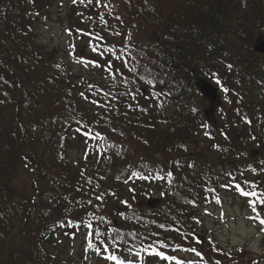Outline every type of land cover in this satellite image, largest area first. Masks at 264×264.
<instances>
[{
	"label": "trees",
	"instance_id": "obj_1",
	"mask_svg": "<svg viewBox=\"0 0 264 264\" xmlns=\"http://www.w3.org/2000/svg\"><path fill=\"white\" fill-rule=\"evenodd\" d=\"M48 5L0 0V264H74L53 246L83 227L84 253L111 264H239L199 233L200 214L224 195L264 196V55L252 51L264 0H69L79 51L102 73L87 86L36 41ZM190 69L221 91L215 114ZM74 143L87 157L71 164ZM19 164L30 195L11 182Z\"/></svg>",
	"mask_w": 264,
	"mask_h": 264
},
{
	"label": "rangeland",
	"instance_id": "obj_2",
	"mask_svg": "<svg viewBox=\"0 0 264 264\" xmlns=\"http://www.w3.org/2000/svg\"><path fill=\"white\" fill-rule=\"evenodd\" d=\"M68 1L49 0V5L34 23L36 41L45 51L51 52L56 60H62L66 63L76 80V84L87 86L91 82L99 81L102 73L94 63L88 61V57L86 58L81 49L79 51L81 40L71 29V15L66 12ZM262 40L264 37L258 36L252 45ZM205 79L218 89L215 82ZM220 94L221 91L218 93V102L216 103L201 95L200 102L206 114H215L218 105L222 104ZM89 106L95 108L94 104ZM86 150L84 144L74 143L71 145L67 152L71 164H76L87 157ZM25 168L21 164L15 166L11 182L20 193L30 195L32 194V185L29 169ZM132 189L134 193L141 194V188ZM158 190L156 187L150 189L151 197L147 196L148 202L146 204L151 206L157 201ZM200 218L202 229L199 233L212 231L216 240L226 251L240 256L241 262L239 264H264L262 225L254 219L247 203L233 199L230 194L224 195V199L220 200L217 205L202 212ZM15 233L17 232L15 231ZM61 240L64 241V246L60 242ZM87 242V230L83 227L74 237H70L68 233L64 235L60 233L53 247L60 248L63 255L71 259L74 264H82L83 258H85V264H111L105 258L97 257L95 253L85 254L84 245ZM53 247L51 246V248ZM184 259L187 264H197L196 258H191L190 255Z\"/></svg>",
	"mask_w": 264,
	"mask_h": 264
},
{
	"label": "snow or ice",
	"instance_id": "obj_3",
	"mask_svg": "<svg viewBox=\"0 0 264 264\" xmlns=\"http://www.w3.org/2000/svg\"><path fill=\"white\" fill-rule=\"evenodd\" d=\"M72 2L75 4V3H77V2H79V3H85V0H72ZM93 2V0H87V3L88 4H91ZM95 2H96V5L97 6H99L100 5V3H101V0H95ZM104 7H108V5H104ZM101 19H103V17H101ZM70 35H71V33H69ZM97 66H99V65H97ZM133 175H135V173H133ZM172 174L171 173H168V176L170 177ZM146 178V177H145ZM163 177H157V179H162ZM227 185H222V187H226ZM234 188H235V190L236 191H239L240 193H241V195L242 196H245V197H257V192L256 191H246V190H244L242 187H241V185L240 184H235L234 185ZM97 199H102V196H98L97 197ZM217 202H219V201H217ZM255 203H259V204H264V196H260V197H258V199H257V201H252V200H248V204H249V206H251L252 207V211L253 212H256L257 211V209H256V207L254 206L255 205ZM254 219H256L258 222H259V224L260 225H262V226H264V218H261L260 217V215L259 214H257L255 217H254ZM71 226V225H70ZM88 227H90V225L88 226ZM261 231H264V227H262L261 228ZM88 248H93V245L91 244V243H89L88 244ZM105 251H107V249H105ZM192 251H196L195 249H192ZM96 252H97V254H99V252H100V249L99 248H97L96 249ZM157 255H159L162 259H174V257H167V256H164V254L163 253H161V252H158V253H156ZM196 255L197 256H200L201 254L199 253V252H196ZM106 259H111V260H117V257L115 256V255H111V256H108V257H106ZM177 264H179V262H177ZM217 264H219V262H217Z\"/></svg>",
	"mask_w": 264,
	"mask_h": 264
},
{
	"label": "water",
	"instance_id": "obj_4",
	"mask_svg": "<svg viewBox=\"0 0 264 264\" xmlns=\"http://www.w3.org/2000/svg\"><path fill=\"white\" fill-rule=\"evenodd\" d=\"M253 52L264 54V40L259 41L252 47ZM188 76L193 86L197 88L201 94L212 102H216L218 99L217 89L207 81L199 72L195 69H190Z\"/></svg>",
	"mask_w": 264,
	"mask_h": 264
}]
</instances>
